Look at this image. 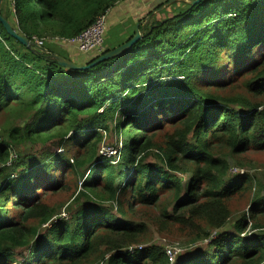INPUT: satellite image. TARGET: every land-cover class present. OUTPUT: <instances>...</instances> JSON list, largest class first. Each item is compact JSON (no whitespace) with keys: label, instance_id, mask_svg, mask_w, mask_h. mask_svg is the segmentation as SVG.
Returning a JSON list of instances; mask_svg holds the SVG:
<instances>
[{"label":"trees","instance_id":"trees-1","mask_svg":"<svg viewBox=\"0 0 264 264\" xmlns=\"http://www.w3.org/2000/svg\"><path fill=\"white\" fill-rule=\"evenodd\" d=\"M4 1L2 16L34 43L77 37L124 0ZM155 12L125 22L115 44L106 38L81 65L142 31L126 54L88 70L61 66L51 44L29 50L0 21V112L23 121L0 144V264H264V194L251 175H230L229 162L264 150V0ZM246 76L243 93L226 92ZM107 132L122 137L116 156L102 153ZM29 143L9 164L12 148ZM69 176L79 181L68 185L66 219L43 196ZM255 189L231 225V200ZM137 206L157 208L155 225L183 234L174 263L164 247L141 245L148 226Z\"/></svg>","mask_w":264,"mask_h":264},{"label":"rangeland","instance_id":"rangeland-1","mask_svg":"<svg viewBox=\"0 0 264 264\" xmlns=\"http://www.w3.org/2000/svg\"><path fill=\"white\" fill-rule=\"evenodd\" d=\"M4 0H2L1 5L3 3ZM139 1V5L136 4L135 0H132L131 2H127V3H120L118 6H116L110 13V15L107 17L106 19V34H105V43H104V48L106 45V38L108 40V42H112V43H116V37L114 36V32H118L120 29H122L124 26H122L125 22L121 23V24H113L114 26L112 27L111 23L114 21V23L116 22L115 19H126V24L127 25H134L135 20L134 19H140L143 18L144 16L147 15V13L153 9V11L155 13L159 12V10H155L156 6H158L159 4H164L167 0H138ZM5 2V1H4ZM185 2V1H184ZM187 3V2H186ZM169 4H166V6ZM127 7L125 10L124 7ZM127 11L126 15L124 17H121V15H123L125 12ZM121 17V18H120ZM124 19V20H125ZM135 26V25H134ZM131 27L127 28L130 29ZM51 36H47V37H43L46 38V40H48L47 42H45L44 46L47 44H52V45H48V47L53 48L54 50H56L59 53H62L61 50L59 49L61 47V49H68L70 48L71 50L74 51V54L77 55H84V56H92V55H96V54H100V51H96V52H91V53H82L80 52L76 46L74 45H70V44H66L63 43L62 41H58V39L56 41V44L58 46H60L59 48H57L58 46H55V42H49L51 41L50 38ZM58 36H55L54 38H57ZM14 44V45H13ZM12 45L17 47V43H13ZM55 47H54V46ZM43 46V47H44ZM140 61V59L137 60V62ZM124 62V61H123ZM123 62H121V64H123ZM77 63V62H75ZM79 64V63H78ZM249 76H246L245 78L241 79V80H236L235 82H233L226 90V92L232 93V94H237V93H243L244 92V85L243 82L248 79ZM122 118L121 116H117L116 120ZM15 125H19L21 127H23V121H19V120H14L13 117H11L10 115L4 113L3 111L0 112V144L2 141H4L5 139V131L9 130L10 128H12ZM109 126L112 128L113 127V122L109 123ZM4 132V133H3ZM105 139L103 140L102 144H101V149H104V151L107 149V147H112L115 145H120V142L122 141V137L118 136L115 132H113L112 134L110 133H106L104 134ZM36 145H31L26 144L24 147H19V148H12V150H14L18 155L19 153L23 152V149L25 151L31 149L33 150V148ZM48 148L52 149L53 151H57L56 146H54V142H50L47 145ZM39 148L41 149V145L39 146ZM18 149V150H17ZM72 151H75L76 148H72ZM62 151V150H59ZM231 163V173L230 175H238V174H249L253 177V181L255 183H260L257 185L256 189H258L259 187L262 189V193L264 194V150H248L242 154H240L237 157L234 158H230ZM70 177V176H69ZM66 177V186H68L71 182L73 183V185H75L76 183L78 184L79 179L78 178H74L73 176H71L70 178ZM253 190V192H247L244 194H240L238 196H236L233 200H231L230 202V208L232 211V217L230 220L231 225L234 223L235 219L239 217L240 214L247 212L249 210L250 207V203L252 201V198L254 197L255 192H257V190ZM76 189L68 186L66 189L64 190H59L57 192H52L50 194H44V198H48V203L52 206H60L62 215L67 219L70 217L71 215V210L67 209L69 207L72 208V202H73V193L75 192ZM74 211V208H72ZM135 210V218L136 221L141 222V223H147L148 229L146 232V235H144L145 238V243H142L141 245L145 246H152V245H157L160 247H164L165 246L168 248L171 246H181V244H184V237L183 234H181V232L179 233L176 229H172V228H168V229H159L157 227V225H155V223L153 222V220L158 216V211L157 208H142V207H135L133 208ZM172 209V207H171ZM113 213L118 214L116 210L113 211ZM231 225L227 226V228L232 229ZM209 240H204V241H199L198 243H196L197 245H207V242ZM191 246H195L191 245ZM190 246V247H191ZM182 247V246H181ZM187 246V248H190ZM175 248V247H173ZM19 256L22 255V250H20L19 252ZM14 264H20V261H16ZM104 264V263H102Z\"/></svg>","mask_w":264,"mask_h":264},{"label":"built area","instance_id":"built-area-1","mask_svg":"<svg viewBox=\"0 0 264 264\" xmlns=\"http://www.w3.org/2000/svg\"><path fill=\"white\" fill-rule=\"evenodd\" d=\"M109 12L106 15L99 16L96 21L87 28L82 34L74 38H61V37H50L53 38L49 42H55L57 39L58 41H62L63 43L70 44L76 46V48L82 53H91L93 51H103L104 50V43H105V34H106V19ZM46 38H38L34 37V43L37 44L39 47H43L45 42H47ZM56 41V42H58ZM55 42V43H56ZM102 153L107 156H116L117 149L114 147H107L104 151L102 149ZM18 155L14 150H11L10 154V161L11 164L13 161L17 159ZM1 168V164H0ZM215 237V235H213ZM141 247V246H140ZM175 247V248H173ZM132 250V249H130ZM186 249L179 246H171L168 248L165 246V252L167 254L168 260L170 263H174L177 260L179 254L185 252Z\"/></svg>","mask_w":264,"mask_h":264},{"label":"water","instance_id":"water-1","mask_svg":"<svg viewBox=\"0 0 264 264\" xmlns=\"http://www.w3.org/2000/svg\"><path fill=\"white\" fill-rule=\"evenodd\" d=\"M176 1H185L188 4H190L191 6H195L197 4H199L202 0H170L167 4H171L174 3ZM166 7V4L164 6L161 7L160 10L164 9ZM0 21L2 22L6 32L13 37L14 39H16L22 46L28 48L29 50L34 51L35 49H39L41 51L47 52L46 49L44 47H39L37 46V44L33 43L32 41H30L27 37L19 34L17 32V30L11 25V23L9 21H7L1 14V10H0ZM142 31L137 30L136 34L133 36V38H131L129 41H127L126 43L122 44L121 46L108 51L102 55H100L96 60H94L93 62H91L90 64L87 65H78L75 62L68 60L66 58H64L63 56H60L58 54H54V58L57 60V62L64 67L70 68L72 70H88L91 69L95 66H97L98 64L105 62V61H109L111 59L114 58H118L123 56L124 54H126L137 42H139L142 39Z\"/></svg>","mask_w":264,"mask_h":264},{"label":"crops","instance_id":"crops-1","mask_svg":"<svg viewBox=\"0 0 264 264\" xmlns=\"http://www.w3.org/2000/svg\"><path fill=\"white\" fill-rule=\"evenodd\" d=\"M131 2L132 0H124V1H121V2H119L116 6H118L120 3H122V2H124V3H127V2ZM136 1V4L137 5H139V1L138 0H135ZM147 1H150V0H147ZM115 6V7H116ZM114 7V8H115ZM114 8H112L110 11H109V13H108V15H107V17L110 15V13H111V11L114 9ZM126 8H128V6L126 7H124V9L123 10H125ZM126 13H127V11L123 14V15H121V17H124L125 15H126ZM120 17V18H121ZM125 19V18H124ZM124 19H118V18H116L115 19V23H114V21L111 23L112 25V27L114 26L113 24H121V23H123V22H126V19L124 20ZM140 19H142L141 17H140ZM140 19H138V20H140ZM135 20V24L136 23H138V20L137 19H134ZM51 44V43H50ZM52 45V44H51ZM55 46H58L56 43L54 44ZM53 45V46H54ZM54 46V47H55ZM45 47V46H44ZM60 46H58L57 48H59ZM59 49H61V47L59 48ZM49 50V49H48ZM48 50L46 49V51L48 52ZM51 50V52H53V53H55V51L56 50H54L53 48H51L50 49ZM62 51H63V54L65 55V57H67L66 59H68V60H71V61H73V62H77V63H79V65H81V64H83V63H85L86 61H87V56H84V55H77V54H74V51L73 50H71L70 48H68V49H61ZM56 54H58V53H56ZM58 55H60V54H58ZM61 56V55H60ZM93 56V55H92ZM64 57V56H63ZM64 57V58H65ZM90 57V56H89Z\"/></svg>","mask_w":264,"mask_h":264},{"label":"clouds","instance_id":"clouds-1","mask_svg":"<svg viewBox=\"0 0 264 264\" xmlns=\"http://www.w3.org/2000/svg\"><path fill=\"white\" fill-rule=\"evenodd\" d=\"M121 145V144H120ZM121 147V146H120Z\"/></svg>","mask_w":264,"mask_h":264}]
</instances>
